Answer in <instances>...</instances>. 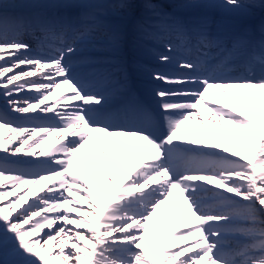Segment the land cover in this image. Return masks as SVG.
I'll list each match as a JSON object with an SVG mask.
<instances>
[{
    "label": "snow or ice",
    "instance_id": "1",
    "mask_svg": "<svg viewBox=\"0 0 264 264\" xmlns=\"http://www.w3.org/2000/svg\"><path fill=\"white\" fill-rule=\"evenodd\" d=\"M17 6L86 11L10 14ZM168 7L160 0H0V95L15 116L0 112V246L19 257L12 264H264V91H255L264 90V39L226 40L206 19L167 24ZM106 10L145 17L136 33L159 35L160 61L175 60V73L153 76L171 86L156 91L159 118L136 110L146 126L114 124L102 112L106 96L77 79L68 62L92 46L105 53L97 62L112 65L105 79L123 71L128 34L101 20ZM30 31L51 41L47 53L34 54L22 39ZM210 90L236 102H209ZM202 107L213 129L229 126L228 137L217 132L214 141ZM193 121L198 127H185ZM21 153L43 159L24 161ZM35 185L34 196L18 194Z\"/></svg>",
    "mask_w": 264,
    "mask_h": 264
},
{
    "label": "bare ground",
    "instance_id": "2",
    "mask_svg": "<svg viewBox=\"0 0 264 264\" xmlns=\"http://www.w3.org/2000/svg\"><path fill=\"white\" fill-rule=\"evenodd\" d=\"M247 1L248 0H244L246 5H248ZM11 2L15 3L16 5H21V4H25L26 0H11ZM176 3L177 2H174V4H176ZM222 3H223V1H222ZM222 3L214 4L213 6L210 7V10H209V12L207 13V15L205 17H199L198 19H207L211 24H213L214 27L220 28V30H223V31L231 32L230 35H224L225 39L230 41L233 37L237 36V35L234 34V31L238 27H240L241 25L239 24L240 21L238 19L231 18V15H233L231 13H234L233 10H229L227 8V10L225 9L224 12H222V14L220 12H218L219 8H217V7H221V5L224 4V3L223 4ZM73 8L74 7H70V8H65V7H60V8H56V7L32 8V7H27V6H17L15 8H9V11L12 12L14 15H17V16H19L22 13L30 12L32 10L33 11H39L40 9H42V11L51 12V13H53L55 15L66 14L67 12H70L74 16H78L80 13L76 14L73 11ZM227 11H230L231 13H229ZM243 11H244V8L236 10V12H240V13L243 12ZM114 17H123L124 19L132 20V23H133L134 26H136L137 22H142L143 20L146 19L145 17L141 18V16H135L134 18H131V16H128V15H125V14L113 15L112 18H114ZM151 22L153 24L157 23V21H155V20H152ZM32 35H33V32L30 31L28 33L23 34L22 35V39H24L26 42L33 41ZM146 36H150V37H152L154 39H158L162 43L161 45L164 44L162 42V38L159 35L158 36L146 35ZM173 42L175 43L176 41L173 40ZM33 43H35V42H33ZM130 48H131V46L129 45L128 49H130ZM94 50H96V48L92 47V46L82 47L80 52L77 53V55L68 57V62H69V64L71 66H75L76 65V58L83 60L84 65H80V66H77V67L73 68L74 73H76L75 75H76L77 79H80V80L82 79V76L86 74V76H89L90 78L88 80H84L83 82H86L88 84L93 85L94 86L93 90H99V91L104 93V95L106 96L108 102L105 103L104 108L102 109V111H103L108 106H113V105H115L117 103L116 96H120L121 95V93H119V92H120V90L123 89L124 82H121V83L118 82L117 83L116 81H118V80H117L116 77H115V80H112V79H105L101 75V73L103 71L112 72V69L110 68L109 64L92 63V62H97L98 58H100V57L105 55V53H102L100 51L95 52ZM142 52H144V53L151 52L150 51V46L143 45L142 46ZM165 52H166L165 46H161V47H159L157 49H154V52H153V55L155 57L154 60H153V58L148 60V61L156 62V68H154V70L152 71L153 74H155L157 72H160V73H175L177 71L176 70V71L170 72L168 70L170 68L163 67L164 63H162L160 61L159 56L161 54H164ZM168 54H170V53H168ZM129 58H134L136 63H138V64L140 63V44L139 45L135 44V50L132 51L129 54ZM173 61H175V60H173ZM171 64L176 65V63H174V62H172ZM146 85H147V87L149 88V90L151 92V95L153 97V100H154L155 104L160 109L159 101H160L161 98L156 96V91L159 90V89L168 88V87H171V86L167 85L165 83L161 84V85H156L152 81L146 82ZM107 86H111L110 89L108 91H102V89H104ZM255 91L261 92V91H264V90L257 89ZM136 93H137V91H136ZM58 96H59V94H58ZM213 96H215L217 99H222V100H226V101H229V102H231V100L233 99L231 96L225 97L219 91L210 90L209 102H211V99H212ZM57 98L58 97H54L53 99L55 100ZM0 112H6V114L8 115L9 118L15 119L14 114H12L10 111H7V104H6V101H5V99H4V97L2 95H0ZM201 112H203L204 115H205L204 126L207 127L209 129V131L213 134L214 141L219 142V136L216 134L217 132H221L222 131L224 133L225 137H228V127L229 126L225 125L222 129H220V128L213 129V126L207 120V116H208L207 110L202 107L201 108ZM37 122L38 123H47V122H54V121L41 120V121H37ZM191 126L198 127V123L196 121H193L192 125H188V124L185 125L186 128H189ZM3 131H4L5 137L8 138L9 133H8L7 129H4ZM202 135L203 134H201V138H202ZM117 139L123 140L124 138H119L118 137ZM54 142H55V134H53V135H51V136H49L47 138V140L45 141L44 147L47 148L49 144H53ZM37 151L39 152V150H37ZM146 152H147V150H146ZM0 155H3V153H0ZM19 155L23 157L24 161H31L33 159H43V157H36V158L24 157L23 153H21ZM20 166L21 167H25V168H29V169H31L33 171L40 170V168L37 165H35V164L22 163ZM5 183H8V182L5 181ZM40 187H41V185L23 186L21 192L18 193V194L27 193L29 196H34L35 193L37 192V190ZM5 199L7 200L8 197H6ZM165 207L166 206H162V208L160 210V213H161V219L164 221V229H165V231H167V230L170 229L171 223L164 216V208ZM150 226H153V227L155 226V218H154L153 221L150 222ZM156 235H157V238L159 239L160 238V233L158 231L156 232ZM0 258L2 259L3 264H4L5 261H8L9 264H12L13 261L19 259V257H15L11 253L6 255L2 246H0Z\"/></svg>",
    "mask_w": 264,
    "mask_h": 264
},
{
    "label": "rangeland",
    "instance_id": "3",
    "mask_svg": "<svg viewBox=\"0 0 264 264\" xmlns=\"http://www.w3.org/2000/svg\"><path fill=\"white\" fill-rule=\"evenodd\" d=\"M161 1V0H160ZM165 1V0H164ZM172 2V1H171ZM170 1H168V3H169V7L168 8H170V9H184L185 7H177L176 5H171L170 3H171ZM249 4L244 8V11L243 12H247L246 13V15H244L243 17H248V16H254V15H256L257 14V12L255 11H253V9H255L258 5H257V3H255L253 0H251V1H247ZM256 6V7H255ZM78 8H80V7H78ZM224 9H227V7L226 6H224L223 7ZM231 8V7H230ZM231 10H234V9H232L231 8ZM166 11L168 12V10L166 9ZM235 11V10H234ZM104 15L106 16V17H108V16H113V15H117V13H115V12H113V11H111V10H106V11H104ZM236 15H239L238 13L236 14ZM135 16H131V18H134ZM142 17V16H141ZM231 17H234L233 15L231 16ZM123 18V17H122ZM121 22L122 23H124V22H127L126 20H121ZM119 23H120V21H119ZM129 23L131 24L132 23V20H130L129 21ZM117 25V24H116ZM132 29L133 28H131V31H132ZM0 264H3V262H2V259L0 258Z\"/></svg>",
    "mask_w": 264,
    "mask_h": 264
}]
</instances>
